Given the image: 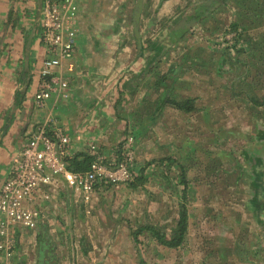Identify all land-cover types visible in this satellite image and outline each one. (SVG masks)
Returning <instances> with one entry per match:
<instances>
[{
    "label": "rangeland",
    "instance_id": "1",
    "mask_svg": "<svg viewBox=\"0 0 264 264\" xmlns=\"http://www.w3.org/2000/svg\"><path fill=\"white\" fill-rule=\"evenodd\" d=\"M127 1L134 10L136 0ZM206 1L178 0L169 14L160 10L153 33L152 0H143L137 27L141 38L146 30L144 43L130 55L138 53L146 63L136 66L134 60L123 68L108 92L111 107L126 120L122 127L111 122L116 148L108 156L100 138L86 140L85 147L90 161L94 146L108 163L131 152L143 182L131 189L102 188L95 208L74 200L60 218L54 216L59 235L50 241L58 264H264V0L231 1L234 8L221 12L226 28L209 34L211 44L194 43L192 34L187 42L189 31L201 24L188 22L187 15ZM233 17L243 30L234 27ZM134 24L131 19L127 25L133 37ZM201 28L196 35L204 36ZM198 47L213 58L203 71L200 59H193ZM143 99L151 104L136 108ZM158 120L167 132L156 131ZM75 148L71 138V159ZM168 148H174L171 156ZM69 192L59 187L57 196L68 202ZM184 209L183 243L169 248L149 228L174 239Z\"/></svg>",
    "mask_w": 264,
    "mask_h": 264
},
{
    "label": "crops",
    "instance_id": "2",
    "mask_svg": "<svg viewBox=\"0 0 264 264\" xmlns=\"http://www.w3.org/2000/svg\"><path fill=\"white\" fill-rule=\"evenodd\" d=\"M75 1L79 9V37L75 60L78 79L71 85V96L68 100L58 102L57 97L52 98L49 100V104H46L45 109L39 110L35 106L34 97L40 85L38 74L40 65L47 57L46 49L41 43V25L38 21L40 0H0V190L9 176L13 161L27 134L48 119L59 120L60 126L71 136L76 146L75 149L79 150L72 155V158H76V155L87 154L86 140H93V138H100L99 144L102 145V150L108 156H111L112 149L116 148L115 136H112L114 134L111 133L115 130L111 128V122H116L115 124L118 123L122 127L126 120L123 119V116H117L120 111L114 110L115 105L111 107L108 102V92L114 88L115 77L121 75L123 68L132 65L134 60L136 66L137 63L138 65L142 62L146 63L145 59H139L143 56L140 57L138 53L130 55V52L134 51V47L137 48L136 51L141 48L140 45L142 42L144 43V31L146 30L142 29V38L139 36L140 39L136 36L133 37V32H128L127 25L131 19H134V10L133 4H129L127 0ZM162 1L165 0H152L151 6L153 7L151 8L152 13L149 15V25L152 24L153 33L155 32L154 27L159 26L160 10L165 9V13L169 14L173 11L171 9L174 5L180 3L178 0L165 1L163 5L168 2V9L166 5L165 7L162 5ZM216 1L218 0H208L205 5L196 10L197 12L191 10L190 12H193L187 15L188 22L193 24L194 21H198L201 23L186 35L188 36L187 42L192 34L194 43L206 46L211 44L209 42L212 38L209 34L216 30L219 31L223 27L224 21L221 20L223 15L221 12H225L224 9L234 8L229 4L233 0L223 2L224 4L221 2L222 0L218 3ZM198 16H200L199 19ZM143 18L142 14L141 20ZM210 21L212 24L206 25ZM232 22L237 25L234 27L244 29L236 17H233ZM146 24L147 21L144 23V27ZM201 26L204 36L195 33L197 27ZM224 27L226 28V26ZM201 29L197 32H200ZM156 31L158 37L156 45L159 47L160 28H157ZM197 50L199 53L193 51V59H200V70L203 71L207 65L209 68V63L213 58L208 54V51H203L199 47ZM228 74L230 73L228 72ZM149 87L147 86V88ZM95 92L96 94H94ZM143 94L145 95V92ZM148 102L145 99L141 102L137 101L136 108L140 106V103L147 104ZM157 107L154 104L153 109L155 110ZM144 117L146 116L143 115L141 121L143 123H145ZM126 118L129 117L125 116ZM155 123L158 133L162 130L168 131L169 127H166L161 120ZM156 137L164 140L160 135ZM157 144H159V148L164 146V143L161 142ZM173 149H166L168 151L166 156H169ZM157 154L159 153L156 152L155 155ZM166 156L158 158L161 162L169 161ZM158 182L160 185L165 184L162 180ZM59 187H66L70 190L64 182H60ZM119 188L131 189L132 187L122 185L116 189ZM57 194L52 203H46V220L40 223L37 231L16 229L17 247L10 264H58V256L50 241L53 238V242H57L54 234L59 235L58 230L56 232V217L54 218V216L58 214L60 218V214H63L65 208L67 210L72 208L74 200L76 205L83 206L84 203L75 199L70 192L69 197L64 195V198H69L67 199L69 203L60 199V195L57 196ZM98 199L94 198L90 206L94 207ZM3 220L0 215V224Z\"/></svg>",
    "mask_w": 264,
    "mask_h": 264
},
{
    "label": "built area",
    "instance_id": "3",
    "mask_svg": "<svg viewBox=\"0 0 264 264\" xmlns=\"http://www.w3.org/2000/svg\"><path fill=\"white\" fill-rule=\"evenodd\" d=\"M78 12L75 0L42 2L41 43L47 57L40 65V85L35 94V106L40 110L53 97L68 100L71 85L78 79ZM70 150L71 138L54 118L27 134L0 190V215L4 219L0 224V264H10L15 255L16 229L35 232L46 220V203L54 201L60 182L75 199L91 205L98 190L130 185L136 177L131 152L122 161L108 163L93 146L95 154L88 170L72 171Z\"/></svg>",
    "mask_w": 264,
    "mask_h": 264
},
{
    "label": "trees",
    "instance_id": "4",
    "mask_svg": "<svg viewBox=\"0 0 264 264\" xmlns=\"http://www.w3.org/2000/svg\"><path fill=\"white\" fill-rule=\"evenodd\" d=\"M236 25V24H235ZM237 26V25H236ZM83 158V159H82ZM90 156L87 154H82V155H77L76 158L69 159V168L72 171H86L88 170L90 166ZM137 182H143V174L139 177H135L133 183L130 184L132 188L137 187ZM180 223H179V230L176 233V237L172 240H166L165 236L161 234V232L157 231L156 229L150 228V230L154 231V235L157 237V239L164 244L165 246L169 248H176L179 247L184 240L185 233L187 231V219H188V214L186 209L183 210L180 216ZM142 230V229H141ZM141 264H147L145 261H142Z\"/></svg>",
    "mask_w": 264,
    "mask_h": 264
},
{
    "label": "water",
    "instance_id": "5",
    "mask_svg": "<svg viewBox=\"0 0 264 264\" xmlns=\"http://www.w3.org/2000/svg\"><path fill=\"white\" fill-rule=\"evenodd\" d=\"M42 2L43 1L40 0L39 12H38V21H40V18H41ZM142 10H143V0H136L135 9H134V22H135L134 27H135V36L139 39H140V37H139V32H138L137 26L139 24V21L141 20ZM175 29L177 30L179 28L175 27Z\"/></svg>",
    "mask_w": 264,
    "mask_h": 264
},
{
    "label": "flooded vegetation",
    "instance_id": "6",
    "mask_svg": "<svg viewBox=\"0 0 264 264\" xmlns=\"http://www.w3.org/2000/svg\"><path fill=\"white\" fill-rule=\"evenodd\" d=\"M42 1H44V0H42ZM42 35V34H41ZM41 42H42V36H41ZM34 103H35V97H34Z\"/></svg>",
    "mask_w": 264,
    "mask_h": 264
}]
</instances>
